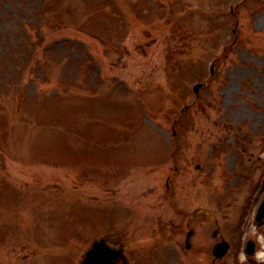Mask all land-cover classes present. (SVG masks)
Returning <instances> with one entry per match:
<instances>
[{"label":"rangeland","instance_id":"374dc122","mask_svg":"<svg viewBox=\"0 0 264 264\" xmlns=\"http://www.w3.org/2000/svg\"><path fill=\"white\" fill-rule=\"evenodd\" d=\"M263 188L264 0H0V264H82L104 233L154 264L198 205L204 243L259 230L262 252Z\"/></svg>","mask_w":264,"mask_h":264},{"label":"flooded vegetation","instance_id":"af4514ba","mask_svg":"<svg viewBox=\"0 0 264 264\" xmlns=\"http://www.w3.org/2000/svg\"><path fill=\"white\" fill-rule=\"evenodd\" d=\"M174 241L177 242V243L179 242V240H174ZM195 248L196 249H199L200 248V245H196Z\"/></svg>","mask_w":264,"mask_h":264},{"label":"water","instance_id":"95a60500","mask_svg":"<svg viewBox=\"0 0 264 264\" xmlns=\"http://www.w3.org/2000/svg\"><path fill=\"white\" fill-rule=\"evenodd\" d=\"M262 210L264 211V202H263V204H262Z\"/></svg>","mask_w":264,"mask_h":264},{"label":"bare ground","instance_id":"6f19581e","mask_svg":"<svg viewBox=\"0 0 264 264\" xmlns=\"http://www.w3.org/2000/svg\"><path fill=\"white\" fill-rule=\"evenodd\" d=\"M262 254H264V253H262Z\"/></svg>","mask_w":264,"mask_h":264}]
</instances>
